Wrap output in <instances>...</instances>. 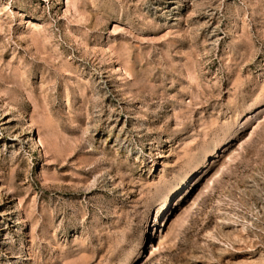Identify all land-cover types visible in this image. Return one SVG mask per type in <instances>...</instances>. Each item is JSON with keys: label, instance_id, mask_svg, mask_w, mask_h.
Returning a JSON list of instances; mask_svg holds the SVG:
<instances>
[{"label": "rangeland", "instance_id": "obj_1", "mask_svg": "<svg viewBox=\"0 0 264 264\" xmlns=\"http://www.w3.org/2000/svg\"><path fill=\"white\" fill-rule=\"evenodd\" d=\"M0 264H264V0H0Z\"/></svg>", "mask_w": 264, "mask_h": 264}, {"label": "bare ground", "instance_id": "obj_2", "mask_svg": "<svg viewBox=\"0 0 264 264\" xmlns=\"http://www.w3.org/2000/svg\"><path fill=\"white\" fill-rule=\"evenodd\" d=\"M215 158H217V155H215L214 157H213V159H215ZM231 161V158H228V161L226 162L227 163V165H228V163ZM204 165H206V164H204ZM226 165V166H227ZM225 165L223 166V167H221V169L219 170V171H217L216 173H215V176H214V178L210 181V183L207 185V187H206V189L204 190V192L201 194V195H199V198L198 199H201V197L203 196V194H205V193H207V192H209V190L212 188V186L214 185V182H215V180L216 179H218L219 177H220V175H221V173L224 171V169H225V167H226ZM207 168V167H206ZM205 168V169H206ZM206 171V170H205ZM204 172V171H203ZM194 181V180H193ZM193 181H191V182H193ZM182 185V184H181ZM191 185V183L189 184V183H187V181H185L184 183H183V189H182V191L181 192H178V196H177V198L178 197H182L183 195H185V197H184V199L186 198V197H188V195H189V189H190V186ZM181 190V189H180ZM169 199V198H168ZM168 199H167V201L164 203V205H167L168 204V202H170V201H168ZM198 201V200H197ZM162 205V204H161ZM166 208V207H165ZM158 210V209H157ZM163 210V209H162ZM161 209L159 210V214L161 213V211H162ZM163 213V212H162ZM161 215V214H160ZM159 218V217H158ZM148 222V221H147ZM147 225V224H146ZM149 225V224H148ZM146 234V233H145ZM142 237V238H141ZM146 240H147V237L146 236H141V234L138 236V246L139 247H141V243H143V244H145V242H146ZM139 249V248H138ZM140 252V251H139Z\"/></svg>", "mask_w": 264, "mask_h": 264}]
</instances>
